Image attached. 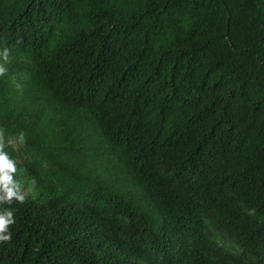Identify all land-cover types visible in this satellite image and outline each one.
<instances>
[{"label": "trees", "instance_id": "1", "mask_svg": "<svg viewBox=\"0 0 264 264\" xmlns=\"http://www.w3.org/2000/svg\"><path fill=\"white\" fill-rule=\"evenodd\" d=\"M4 49L0 264H264V0H0Z\"/></svg>", "mask_w": 264, "mask_h": 264}, {"label": "clouds", "instance_id": "2", "mask_svg": "<svg viewBox=\"0 0 264 264\" xmlns=\"http://www.w3.org/2000/svg\"><path fill=\"white\" fill-rule=\"evenodd\" d=\"M0 76L6 74V67L9 62V50L4 49L0 52ZM25 134L19 135V141L24 142ZM7 144L4 139L3 130H0V205H12L13 203H25V195L21 191L20 184L15 179L17 172L15 161L5 151ZM14 212L11 208L0 211V243H10L12 233L10 228L15 224Z\"/></svg>", "mask_w": 264, "mask_h": 264}, {"label": "rangeland", "instance_id": "3", "mask_svg": "<svg viewBox=\"0 0 264 264\" xmlns=\"http://www.w3.org/2000/svg\"><path fill=\"white\" fill-rule=\"evenodd\" d=\"M11 142H12V144H11L12 148L17 152V154L19 156L18 160H20V161L29 160V157L25 153L24 148L21 145H19L18 143H16L14 140H11ZM227 247L230 251L238 252V250L234 249L232 245H228Z\"/></svg>", "mask_w": 264, "mask_h": 264}]
</instances>
